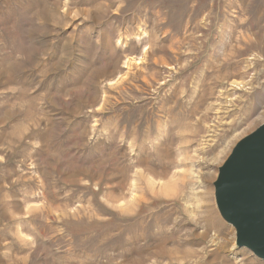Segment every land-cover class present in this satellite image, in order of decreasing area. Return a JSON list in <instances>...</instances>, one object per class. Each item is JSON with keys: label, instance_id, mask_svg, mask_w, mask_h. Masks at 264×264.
I'll return each instance as SVG.
<instances>
[{"label": "rangeland", "instance_id": "rangeland-1", "mask_svg": "<svg viewBox=\"0 0 264 264\" xmlns=\"http://www.w3.org/2000/svg\"><path fill=\"white\" fill-rule=\"evenodd\" d=\"M263 123L264 0H0V264H264L215 198Z\"/></svg>", "mask_w": 264, "mask_h": 264}, {"label": "water", "instance_id": "water-1", "mask_svg": "<svg viewBox=\"0 0 264 264\" xmlns=\"http://www.w3.org/2000/svg\"><path fill=\"white\" fill-rule=\"evenodd\" d=\"M215 198L220 215L236 231L237 247L264 262V123L219 169Z\"/></svg>", "mask_w": 264, "mask_h": 264}, {"label": "bare ground", "instance_id": "bare-ground-1", "mask_svg": "<svg viewBox=\"0 0 264 264\" xmlns=\"http://www.w3.org/2000/svg\"><path fill=\"white\" fill-rule=\"evenodd\" d=\"M238 47H239V46H238ZM225 56H226V55H225ZM233 56H234V55H233ZM215 69H216V68H215ZM219 78H220V77H219ZM112 82H113V81H112ZM152 187H153V186H152ZM151 189H152V188H151ZM151 189H150V190H151ZM152 191H153V189H152ZM155 196H156V195H155ZM155 219H156V218H155ZM158 220H159V219H158ZM155 222H156V221H155Z\"/></svg>", "mask_w": 264, "mask_h": 264}]
</instances>
